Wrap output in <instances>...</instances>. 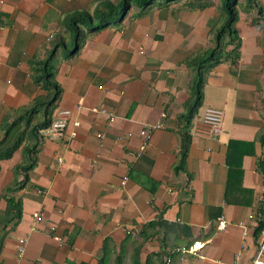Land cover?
<instances>
[{"label": "crops", "instance_id": "1", "mask_svg": "<svg viewBox=\"0 0 264 264\" xmlns=\"http://www.w3.org/2000/svg\"><path fill=\"white\" fill-rule=\"evenodd\" d=\"M188 1L137 16L131 6L120 21L86 34L73 56L57 51L52 65L61 91L51 118L69 111L66 137L41 136L35 163L13 192L20 217L0 229V264H115L119 253L121 264L128 253L133 264L136 249L141 262L157 253L154 264H251L264 199L257 167L264 159V21L253 20L255 9H238V58L207 72L191 123L211 107L222 112L223 130L190 134L181 168L177 118L193 75L185 61L210 45L219 18L218 0L203 8ZM93 7L92 0L0 2V139L45 93L32 79L31 60L45 56L71 12ZM162 113L164 127L144 142L140 124ZM22 145L0 161V191L14 179ZM6 205L0 198V218ZM21 237L27 242L18 259Z\"/></svg>", "mask_w": 264, "mask_h": 264}, {"label": "trees", "instance_id": "2", "mask_svg": "<svg viewBox=\"0 0 264 264\" xmlns=\"http://www.w3.org/2000/svg\"><path fill=\"white\" fill-rule=\"evenodd\" d=\"M177 0H92L93 10H75L71 12L63 21L62 31L56 32L49 40L47 52L43 58H33L31 60L32 79L45 90L42 96H36L32 103L22 109L18 116L5 126V133L0 139V161L10 158L13 153L22 145V161L14 167V179L3 191H0V198L6 200V208L0 218V229L4 228L12 221L16 222L20 217L21 203L15 199L13 192L21 188L27 178L28 171L33 167L36 152L41 135L39 131L51 120V114L55 108L56 101L60 95V86L54 80L52 61L58 50L64 51V56L71 57L77 53L82 40L88 33L96 32L114 22L123 19L134 7L133 14L141 15L152 6H165ZM193 3H190V2ZM189 0L188 3L199 8L208 5L209 0ZM255 9V22L264 21L263 8L258 0H219V18L211 30V43L208 47L201 48L189 58L185 64L193 70V75L189 84L190 94L184 104V110L178 115V131L181 136L179 167H183L190 140V128L194 114L201 104L202 88L207 72L215 65L230 61L234 63L239 55L240 40L235 27L238 9ZM262 42L264 45V24ZM24 120V127L20 128L18 123ZM17 124V125H16ZM27 131V132H26ZM29 137V138H28ZM260 142L264 145V132L260 136ZM229 167H232L229 165ZM257 167L264 180V159L259 158ZM231 168H229V172ZM22 179L18 180V175ZM12 214V215H11ZM150 227L154 223L147 224ZM154 233H157L156 230ZM153 233V234H154ZM147 238L148 235H143ZM121 253L115 259V264H121ZM159 257L154 252L148 254L143 262L140 260L139 249H136L132 258L133 264H154L152 257ZM104 260H101L103 264ZM158 264H163L162 260Z\"/></svg>", "mask_w": 264, "mask_h": 264}, {"label": "built area", "instance_id": "3", "mask_svg": "<svg viewBox=\"0 0 264 264\" xmlns=\"http://www.w3.org/2000/svg\"><path fill=\"white\" fill-rule=\"evenodd\" d=\"M2 2V0H0ZM69 111L66 109L60 110L59 113L51 118L49 123L40 129L39 134L42 137L50 138L53 140L63 141L66 137V126H67V116ZM165 113L161 114V118L155 122H142L139 127V134L144 142H146L151 133L155 129L164 127L163 118ZM113 119L110 115L109 121ZM223 130V114L220 110L207 107L203 110L200 118L193 124L189 133L196 136L211 137L219 134ZM260 213L257 224V235L255 240V254L252 257L251 264H264V199L260 202ZM40 213L35 214V218L40 217ZM225 220L220 218L218 227H225ZM59 242L62 240L56 237ZM27 238L21 237L15 244V250L17 258L23 256L25 252ZM174 251L181 250L182 252H189L191 246L188 248L181 247L173 249ZM235 264V263H233Z\"/></svg>", "mask_w": 264, "mask_h": 264}, {"label": "rangeland", "instance_id": "4", "mask_svg": "<svg viewBox=\"0 0 264 264\" xmlns=\"http://www.w3.org/2000/svg\"><path fill=\"white\" fill-rule=\"evenodd\" d=\"M218 1H219V0H218ZM62 52H63V54H64V51H62ZM200 110H201V108H199V110L197 111V113L195 114V116L198 115V113L200 112ZM129 255H130V254L128 253L127 256H125L124 264H131L130 261H129V258H127ZM128 261H129V262H128ZM110 264H112V263H110Z\"/></svg>", "mask_w": 264, "mask_h": 264}]
</instances>
